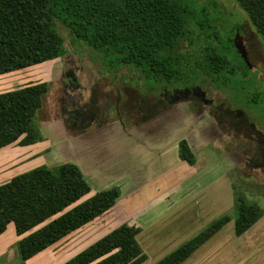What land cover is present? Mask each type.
<instances>
[{"label": "trees", "instance_id": "obj_1", "mask_svg": "<svg viewBox=\"0 0 264 264\" xmlns=\"http://www.w3.org/2000/svg\"><path fill=\"white\" fill-rule=\"evenodd\" d=\"M235 2L264 41V0ZM211 10L198 0H0V75L62 56L58 22L97 52L107 69L134 70L144 80L143 90L209 79L241 92L251 86V78H246V64L234 45L238 26L219 24L221 18ZM196 31L200 35L193 36ZM185 39L194 50H181ZM47 91L45 81L0 91V149L43 140L36 114ZM178 155L189 164L195 161L185 139L178 142ZM90 190L80 168L69 161L38 165L0 183V234L13 225L19 237L15 264H27L93 221L120 195L117 185L85 197ZM232 192L230 212L209 221L154 264H181L230 220L239 236L264 214V207L247 201L234 185ZM139 232L138 226L121 223L60 264H141L147 256Z\"/></svg>", "mask_w": 264, "mask_h": 264}, {"label": "rangeland", "instance_id": "obj_2", "mask_svg": "<svg viewBox=\"0 0 264 264\" xmlns=\"http://www.w3.org/2000/svg\"><path fill=\"white\" fill-rule=\"evenodd\" d=\"M198 2L213 9L211 10L215 11L213 14H218L221 18L219 24L239 25V32L235 31L233 35L236 36L240 52L254 72L258 83L257 90L248 89V93L237 92L215 86L209 79H204L202 84L206 92L205 97L212 99L213 102L207 105L209 109H214V105L223 102L225 107H239L251 114L250 119L247 117L243 130L235 132L236 134L231 133L232 136L227 133L228 138L222 139L219 136L217 140L213 139L216 132H212V141L207 145H204L206 141L201 140V133H196L194 142L198 145H196L197 161L194 166L200 170V173L198 174L197 171L195 175H189V171L187 176L182 174L178 186L169 191L167 196H162L159 192L169 187L168 184L174 181L172 178L177 176L178 171L174 168L168 169L166 161H163L164 166L159 161L157 162L160 164L156 163L152 166V173L160 175L159 178L156 177V182L159 183L149 185V188L146 186L141 190L140 196L127 193V189L124 190L125 185L122 184L123 180L113 178L110 182L113 184L110 186L115 185L114 181L117 180L122 188L121 196L113 207L38 253L29 259L27 264H60L124 222L140 228L137 239L147 256L141 264H154L179 245L187 235H193L212 219L232 210V185L243 192L247 201L257 202L264 207V158L259 154L256 142H253L255 137L259 138L256 135L260 134L256 133V129L264 134V41L251 27L246 14L235 0H198ZM56 26L64 38L65 53L62 56L0 75V91L34 82L45 81L48 84V91L36 114L44 143L35 154L27 153L16 142L1 148L0 183L5 182L18 171L24 172L42 164L55 166L69 161L76 164L79 162L84 167V170L81 169L84 177L91 189L97 191L109 185L94 183V180L98 179L94 175L97 169L89 157L84 160V164L75 157L76 142L82 138L83 131L110 120L117 119L123 124L126 122L136 126L140 121L138 117L140 106L137 103L141 101L140 93L143 91L141 82L144 80L140 79L134 70H128L126 67L118 71L107 69L97 52L75 40L58 22ZM198 35L200 33L197 31L193 34V36ZM188 49L195 48L190 45L189 39H185L181 43V50ZM70 78L75 84L72 88L69 84ZM127 92L130 94L126 96ZM77 97L92 114L94 110L96 112L85 126L69 122L68 114L65 113V109L75 108L72 100H78ZM198 105L191 104L188 108L196 107L198 111ZM182 107L186 112V105ZM172 136H174L172 142L176 155L178 140L175 139L180 138L176 133ZM259 149L261 152L260 146ZM242 155H245L249 162L258 164V167L252 169L249 164L243 166L240 162ZM157 164L161 165L162 171L156 167ZM116 171L117 175L122 172V170ZM219 175L229 189L228 205L215 214L217 210L214 209V201L211 202L210 198L202 201L201 198L204 195L207 198L210 194L207 193V188L212 181L211 192L215 198L221 202V205L223 200L227 199L225 182L216 179ZM196 198L197 202L191 200ZM209 203L212 204V211L203 214ZM210 216L212 217L207 220ZM203 222L205 223L198 228L197 226ZM193 230L195 231L192 233ZM1 245L3 251L0 254V264L17 263L19 260L17 238L12 236L7 244ZM181 264H264V215L239 236L234 234L233 220H230Z\"/></svg>", "mask_w": 264, "mask_h": 264}, {"label": "crops", "instance_id": "obj_3", "mask_svg": "<svg viewBox=\"0 0 264 264\" xmlns=\"http://www.w3.org/2000/svg\"><path fill=\"white\" fill-rule=\"evenodd\" d=\"M129 94L130 92H127L126 96ZM140 95H142V93H140ZM140 98V100H142V96ZM139 103H137V105L140 106V110L138 113L140 121L136 126L126 124V122H124L125 124H123L121 123V121H118L116 119V121L110 120L107 121V123H100L90 130H85V132L83 131V135L81 136L82 138H80L76 142L75 157L77 159H80L83 164L85 162L84 160L89 157L93 166L95 167V169H97V172L94 173L95 177L98 178L96 179L97 181L94 180L95 184L100 183L110 186V184H113L110 183L113 181V178L121 179L123 180L122 184L125 185L124 190L127 189L126 192L129 194H133L134 196H140L141 190L146 186H148L149 188V185L159 183L156 182V177L159 178L160 175H158V173L155 175L152 173V166L156 165V163H158L157 161L162 163V165L163 161H166L168 163V165H166L168 169L174 168L175 171H178V173H176L177 176L172 178L174 181L168 184L169 187L165 190L162 189L159 192V194H161L162 196H167L169 191L173 190L176 185L178 186L181 181L180 177H182V174H184L183 176H187V173L189 171V175H195L197 171H199L198 174L200 173V170L197 169L196 166H194L196 164L195 162L197 161L196 145H198L194 142L195 134L200 132L202 136L201 140L206 141L204 145H207L212 141V132H216L213 137V139L216 138L215 140H217L219 136H221L222 139L225 137L228 138L227 132H220L217 129L214 130L212 119L204 112L197 111L196 109H187V111L184 112V107H182V105L185 104L180 103L175 104L172 112L163 115H155L154 117H151L147 120L146 118L144 119L145 116L143 111L141 110V101ZM197 113H199L200 115H197ZM203 114L204 117H207V119L204 117V119L202 118ZM210 127H213V129H210ZM174 133L178 134V138H180L175 139L178 140L176 155L173 150L174 144L172 142L174 140L172 139L174 137L172 136ZM181 139L186 140L190 150L194 154L195 161L193 164L187 163L178 155V142ZM42 143H44L43 140L28 145H20V147L27 153L31 152V154H35L38 153L41 149L40 147ZM158 164L156 167H159V171H162L161 165ZM76 165L80 168V170H84V167L81 166L79 162ZM116 170H122V172L117 175ZM18 173L21 172L18 171L14 175ZM219 176L216 177V179L219 178L223 180L222 176ZM114 182H116L114 184L119 187V196H121L122 188L120 186V182L117 180H115ZM224 182L225 181L223 180V183ZM207 183H209V181H207ZM224 184L228 193L227 199L225 198L223 200L222 205L220 204L221 202L217 198H215V195L211 192V189L213 188L212 181L208 184L207 188V193L210 194L207 195V198H205L206 195L201 198L202 201H206L209 198L211 202L214 201V209L217 210L215 214L224 210L228 205L229 189L226 185V182ZM105 188H107V186ZM94 192L95 191L91 189L88 194L91 195ZM191 200L196 202L198 201L197 198L195 200ZM211 206L212 204L209 203L205 208L203 214L210 213L213 209L211 208ZM211 217L212 216H210L207 220H209ZM205 222L197 227H201ZM195 230H193L192 233ZM12 236L14 238H17V240L19 238L14 232L13 225L10 223L7 226L6 230L2 234H0V254H2L3 251L1 248V244H7L8 240L12 239ZM188 236L190 237L191 235H187L185 239L188 238ZM185 239H183L182 241H184Z\"/></svg>", "mask_w": 264, "mask_h": 264}, {"label": "flooded vegetation", "instance_id": "obj_4", "mask_svg": "<svg viewBox=\"0 0 264 264\" xmlns=\"http://www.w3.org/2000/svg\"><path fill=\"white\" fill-rule=\"evenodd\" d=\"M237 26L238 27L237 29H235V31L239 32V25L237 24ZM237 52L240 58L246 64L248 70V75L246 78H251V80L249 81L251 83V86H249L248 89H251L253 91L257 90L258 83L257 79L255 78L254 72L251 71V67L249 66L244 56L241 55L238 50ZM69 84H71V88L75 85L71 82V78L69 79ZM248 89L242 88L241 92L243 91L245 93H248ZM205 95L206 92L204 89V85L198 82L181 88L169 87L164 85L156 86L154 88L146 86L142 91L141 110L144 113V119L146 118L148 120L155 115H163L172 112L175 104L177 103L185 104L187 109H190L188 107H190L191 104H199L198 111L206 113L212 119L214 130L217 129L220 132H227L231 136L232 134H236L235 132L243 130L245 123H247V119L251 115L249 112H245L239 107L235 106L234 108L225 107L223 105V102L214 105V109H209L207 105L213 102L211 101L212 99L206 98ZM72 101L75 104V108L71 110L65 109V113L68 114V121L79 124L80 126L87 125L89 123V119H92L93 115H96L95 110L92 114L89 109L85 108V106L80 103L79 98L78 100L73 99ZM195 109L197 108L195 107ZM248 124L251 126L249 122ZM210 129H213V127H210ZM255 129L254 131L257 130L256 133H260L256 135L259 136L260 139L258 137H255L253 142H256L259 154L264 158V134L263 132H259L260 130ZM259 146L261 147V152ZM240 162H242L243 166L249 164L252 169L258 167V164L249 162L245 155L241 156Z\"/></svg>", "mask_w": 264, "mask_h": 264}, {"label": "water", "instance_id": "obj_5", "mask_svg": "<svg viewBox=\"0 0 264 264\" xmlns=\"http://www.w3.org/2000/svg\"><path fill=\"white\" fill-rule=\"evenodd\" d=\"M234 45H235L236 49L239 51V53L242 55V53L240 52V49H239L238 43H237L236 36H234ZM74 80H76V79H74Z\"/></svg>", "mask_w": 264, "mask_h": 264}]
</instances>
